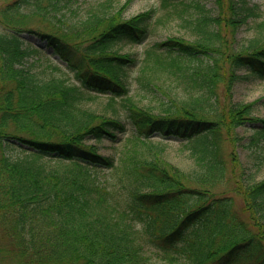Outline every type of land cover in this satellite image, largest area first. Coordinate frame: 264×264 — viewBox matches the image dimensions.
I'll use <instances>...</instances> for the list:
<instances>
[{"label":"trees","instance_id":"obj_1","mask_svg":"<svg viewBox=\"0 0 264 264\" xmlns=\"http://www.w3.org/2000/svg\"><path fill=\"white\" fill-rule=\"evenodd\" d=\"M73 1L0 0V210L12 239L0 264H264V119L256 102L233 99L238 82L264 80V41L234 48L259 7L215 0L214 14L200 1L160 0L158 22L180 18L195 39L169 36L140 58L119 45L146 39L153 9L127 19L105 3L75 22L60 15ZM33 18L44 27L30 28ZM23 33L46 42L72 77L26 68L42 46ZM136 66L156 106L129 95ZM98 95L112 115L90 107ZM128 123L119 157L100 154L96 144L119 142ZM156 137L184 141L194 168L169 162ZM16 143L25 155L6 152ZM44 157L60 166L47 169Z\"/></svg>","mask_w":264,"mask_h":264},{"label":"rangeland","instance_id":"obj_2","mask_svg":"<svg viewBox=\"0 0 264 264\" xmlns=\"http://www.w3.org/2000/svg\"><path fill=\"white\" fill-rule=\"evenodd\" d=\"M185 2H194L200 1L206 8L210 9L214 14L217 12V6L215 0H184ZM250 4L256 5L259 7L260 16L257 18L250 19L249 22L242 26L237 34L236 40L234 42V48L240 50L242 47L247 46L250 41H264V26H260L264 23V0H248ZM109 3V10L114 12L125 7L123 10L124 18H131L135 15H138L147 10L153 9L154 16L150 21L149 33L146 39L140 44H120L119 48L122 53H131L137 55L140 58L143 57L145 49L152 46L156 42L165 40L169 36H178L183 37L187 41H192L195 39V36L191 33L188 28H184L182 25V20L177 17H172L168 22L161 24L159 23V18L163 17L165 11L161 7L160 0H75L70 3L67 7L61 10L60 15L65 13V18L68 20L79 21L85 19L90 11H98L106 9L101 5ZM64 4V3H63ZM32 9V6L23 7L24 13H29ZM44 23H41L37 18H33L29 27L32 29L44 27ZM0 29L3 30V25L0 23ZM24 39L31 42L34 46H42L40 53L33 55L28 58L25 62V67L30 68L35 73L41 76H50V75H65L67 77H72V73L68 72L65 68V64L52 52L51 48L46 46V42L42 41L37 35L31 33H23ZM58 66L62 70H57L55 67ZM130 75V93L129 95L139 104L142 105H152L156 106L159 104L158 99L156 98L153 92L148 91L141 86L137 81V77L140 75V66L133 67L129 70ZM223 89H221L222 91ZM180 97H184L183 92L179 90ZM95 101L90 102V107L97 111L98 113H106L107 115H112L111 110L106 111L105 106L108 102L107 95H98ZM234 101L243 102V103H252L256 102L253 107V115L264 119V80L259 79H249L243 80L236 84L234 89ZM116 107L120 111V117L126 121L125 112L121 107V100L116 101ZM132 126L127 124V133L125 135H120L118 137L119 142H111L110 140H103L97 143L99 148V153L102 155L114 156L115 158L119 157V150L124 140L131 134ZM242 135L248 137L252 131L246 129L245 127L238 129ZM117 140V141H118ZM155 140H161L165 143H168L169 147L165 153L166 159L178 166L184 171H191L194 168L192 159L188 157V152L183 150L184 141L171 137L165 139L163 137H156ZM246 142V140L244 141ZM93 141L87 142V144H92ZM227 149H229L226 144ZM225 147V148H226ZM6 152L10 156L16 157L18 155H25L27 153L26 147H20L19 145H13ZM241 160L245 163L247 160L248 151L242 147L238 148ZM47 169H55L60 166V161L55 157H44L42 160ZM63 163V162H61ZM109 176V174H106ZM261 177H264V171ZM224 187L220 186L218 189L223 190ZM234 193H230V195ZM236 197L237 204L241 206L242 200L240 197ZM10 210V209H8ZM5 211L0 210V248H10L12 247V239L10 238L11 232L8 229L9 215H4ZM9 220V221H8ZM3 264H11L9 260L3 262ZM146 264H167L163 261L156 259L154 256Z\"/></svg>","mask_w":264,"mask_h":264}]
</instances>
